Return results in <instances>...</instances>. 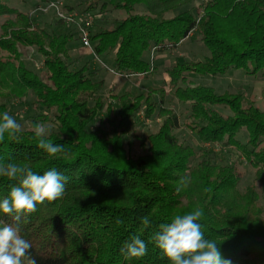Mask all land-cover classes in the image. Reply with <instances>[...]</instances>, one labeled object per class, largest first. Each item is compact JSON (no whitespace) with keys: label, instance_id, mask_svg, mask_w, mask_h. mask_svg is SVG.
Returning <instances> with one entry per match:
<instances>
[{"label":"trees","instance_id":"1","mask_svg":"<svg viewBox=\"0 0 264 264\" xmlns=\"http://www.w3.org/2000/svg\"><path fill=\"white\" fill-rule=\"evenodd\" d=\"M111 1L103 2L102 8L89 2L80 10L96 18L108 7L128 14L114 20L111 28L90 35L91 59L113 54L117 71L147 78L153 68L146 53L153 47L157 51L177 47L192 34L200 36L210 55L197 63L177 62L169 67L165 86L136 94L111 93L117 103H106L100 95L105 80H96L91 60L77 65L69 46L74 33L62 19H56V29L50 32L30 13L0 0V18H8L3 29L10 37L0 38V50L5 52L0 54V88H10L0 95V100L5 98L0 115L8 112L15 117L11 105L31 96L30 106L42 110L30 116L33 127L50 125L46 139L64 149L49 156L37 147L32 128L16 138L6 135L0 142V163L15 162L38 174L55 168L68 178L61 198L38 204L35 213L21 217L18 227L32 245V256L37 264H170L149 242L150 236L175 214L200 208L202 232L216 242L224 259L231 264H264L259 194L254 186L240 189L237 161H226L227 157L206 147L208 143L236 150L264 184V114L252 104L244 107L242 96L219 94L214 87L188 78L192 71L223 76L229 69L264 75V0H207L201 15L197 8L174 13L193 0ZM138 5L148 12L135 13ZM18 23L37 31L14 30ZM19 45L37 47L44 59V77L28 68ZM167 96L189 104L190 123L185 124L198 137L199 156L175 133L180 119L167 109ZM156 107L162 123L141 135L145 152L132 156L129 133L136 118L143 109L151 116ZM103 110L108 120L100 117L97 124ZM182 177L190 182L177 192ZM16 183L0 177V199ZM144 216L150 220L147 227L141 222ZM4 223L17 226L11 216L0 213V225ZM133 235L148 243L147 254L126 259L122 249Z\"/></svg>","mask_w":264,"mask_h":264},{"label":"rangeland","instance_id":"2","mask_svg":"<svg viewBox=\"0 0 264 264\" xmlns=\"http://www.w3.org/2000/svg\"><path fill=\"white\" fill-rule=\"evenodd\" d=\"M105 1L107 3L112 2L111 0H8L10 5L30 13L39 26L46 28L50 32L56 29L55 21L57 18L63 20L66 28L68 27L69 30L74 33L73 40L69 46L71 47V55L73 56V59L76 60L77 65L81 67L88 60H91L92 62L90 65L92 66V69H97V71H95L97 72L96 80L103 78L106 81L103 90L100 92V95L106 100V103H117V100L112 99L110 96L111 93L122 94L125 91H130L136 94L146 91L149 87L165 86L164 80L167 78V69L169 67L177 62L197 63L210 55L209 49L204 46L200 36L192 34L190 38L185 39L177 47H171L164 51H157L153 47L148 53H146L145 59H148L149 65L153 68L151 69L153 72L149 77L144 78L140 73H134L131 77L124 76V74H126L125 72H122V76L115 74L112 72V70L115 71L113 54L108 56H97L94 57V59H91L92 50L82 42V30H85V32L88 31L90 38V35L95 33L98 29L111 28L114 20L124 18L128 15L127 11L124 9H110V7H108L106 13L97 18L94 14L80 11L89 2L97 3L99 8H102V4ZM206 1L207 0H193L189 5L179 6L174 13L176 14L184 10L197 8L200 10L201 15L204 11V7L202 6H205L203 4L206 3ZM67 5L73 6L74 8H70ZM57 8L61 9L63 14L59 13ZM134 12L145 14L148 11L146 6L138 5L135 7ZM61 14L63 16H61ZM75 14H77V16ZM172 15V13L167 14V16ZM67 17L73 18V21H68ZM90 17H92V20ZM7 19L8 18L6 17L0 18V38L5 36L6 39L10 38L6 35L5 30L3 29V25ZM14 30H28L29 32L37 31L36 27L24 29L23 24L21 23H18ZM40 38L45 44L47 43L42 36ZM91 45L92 47L94 46L92 41ZM19 47L23 51V59L28 68L37 71L40 77H44L47 74L46 69L44 68V59L37 53V47L33 45H19ZM2 53V50H0V54ZM3 54H5V52ZM162 56L164 57V60H161ZM188 78L193 83H204L214 87L219 94L226 93L232 94V96L236 95L237 97L242 96L245 104L244 107H246L247 103L252 104L253 107H257L259 111L264 114V75L262 74L258 73L250 75L242 70L229 69L223 76H204L192 71L188 73ZM9 90L10 88L2 85L0 88V95H6ZM158 97L159 96H156V99ZM170 100V96H167L165 100V104L168 107L167 109L175 111L180 119V128L176 130L175 133L180 139L187 140L193 145L199 156L201 145L198 137L196 136L195 131L189 128L187 129L185 124L186 122L190 123V119L188 118L189 104ZM2 101H5V98L0 100V102ZM31 101V96H24L22 101L16 100L10 107L13 113H15V118L22 125L23 131L33 128V122L30 116L36 117L42 113V110H36V108L30 106ZM158 110L159 107H156L153 114L149 117L146 116L145 109L141 110L138 114L136 122L134 123L135 127H133L132 131L129 133L133 141V146L130 150L132 156L145 152V150L143 151L141 148V135L150 133L152 130L160 127L162 118L159 116ZM225 113H229V111L226 110ZM106 114V110L100 111L96 123L98 124L100 122V117H102V120L106 121L108 116H106ZM206 147L214 153H219L221 158L227 157L226 161H237V168L241 175L239 184L240 189L243 191L249 186L255 187L259 194L258 206L262 209L260 218L264 220V184L257 178L255 168H252L249 163H246L243 157H240L234 149L228 151L222 149L219 145L212 146L208 143L206 144ZM198 156L195 161L199 159Z\"/></svg>","mask_w":264,"mask_h":264},{"label":"clouds","instance_id":"3","mask_svg":"<svg viewBox=\"0 0 264 264\" xmlns=\"http://www.w3.org/2000/svg\"><path fill=\"white\" fill-rule=\"evenodd\" d=\"M50 128V125L36 123L32 130L38 140L37 147L49 156H55L64 149L63 145L53 144L46 139ZM22 131V125L14 116L8 112L0 115V142L4 141L6 135L16 138ZM0 177L17 182L11 186L8 195L0 199V213L11 216L17 224L0 225V264H37L30 251L32 245L20 234L19 222L22 216L35 213L38 204L61 198L68 178L55 168L38 174L32 168L15 162L0 163ZM189 182L188 177H182L177 192L186 188ZM202 216L203 210L200 208L175 214L170 222L159 225V230L150 236L149 242L154 243L170 264H231L230 260L222 257L216 242L205 238L198 223ZM141 222L145 227L150 225L147 216L142 217ZM147 250L148 243L139 235H133L122 253L126 259L142 258Z\"/></svg>","mask_w":264,"mask_h":264},{"label":"built area","instance_id":"4","mask_svg":"<svg viewBox=\"0 0 264 264\" xmlns=\"http://www.w3.org/2000/svg\"><path fill=\"white\" fill-rule=\"evenodd\" d=\"M53 5H55V4H53ZM57 10H58V12L59 13H62L63 11H61V9H59V8H57ZM63 14V13H62ZM61 14V16H63ZM76 16H77V14H75ZM90 19L92 20V17H90ZM67 20L68 21H73V18H71V17H67ZM82 42H83V44L85 45V46H87V47H89L91 50H92V52H93V47H92V45H91V41H90V38H89V34H88V31H86L85 32V30H82ZM113 71V70H112ZM115 74H119V75H123L122 74V72H119V71H113ZM132 75H134L133 73H127V74H124V76H132Z\"/></svg>","mask_w":264,"mask_h":264},{"label":"crops","instance_id":"5","mask_svg":"<svg viewBox=\"0 0 264 264\" xmlns=\"http://www.w3.org/2000/svg\"><path fill=\"white\" fill-rule=\"evenodd\" d=\"M164 56V55H163ZM161 57V60H164V57ZM165 60H167V59H165ZM116 70V69H115ZM113 72V71H112ZM131 77V76H130ZM166 80H167V78L164 80V82H165V84H166ZM106 82V81H105Z\"/></svg>","mask_w":264,"mask_h":264}]
</instances>
